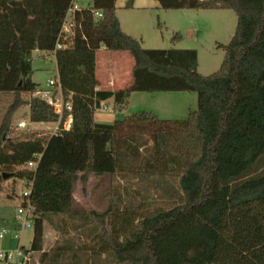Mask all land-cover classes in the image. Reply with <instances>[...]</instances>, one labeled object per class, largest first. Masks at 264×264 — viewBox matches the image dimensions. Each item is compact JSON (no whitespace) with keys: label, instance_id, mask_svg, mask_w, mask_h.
<instances>
[{"label":"trees","instance_id":"trees-1","mask_svg":"<svg viewBox=\"0 0 264 264\" xmlns=\"http://www.w3.org/2000/svg\"><path fill=\"white\" fill-rule=\"evenodd\" d=\"M117 1L89 0L76 10L73 33L54 52L71 0H0V93L12 96L0 122V174L12 176L0 180V193L6 181L27 182L21 204L29 200L33 207L34 264H264V0H157L163 9L235 11V34L221 67L209 75L198 71L196 49L143 47L121 27ZM102 47L132 55L125 87L97 89ZM35 52L54 55L72 103V126L59 133L75 139L54 159L57 150H46L51 136L11 126L24 105L31 122L57 119L34 96ZM135 92H195L198 107L185 119L151 111L95 119L102 102L112 98L120 112ZM95 133L111 145L112 174L153 188L161 204L142 213L117 191L104 211L73 208L74 183L105 174ZM30 161L38 162L35 168ZM68 222L78 237L63 227ZM45 224L62 225L66 235L48 249Z\"/></svg>","mask_w":264,"mask_h":264},{"label":"rangeland","instance_id":"rangeland-1","mask_svg":"<svg viewBox=\"0 0 264 264\" xmlns=\"http://www.w3.org/2000/svg\"><path fill=\"white\" fill-rule=\"evenodd\" d=\"M88 3L89 0H80L81 5ZM117 4L118 7H122L123 1L118 0ZM122 12L124 10L120 9L121 15ZM133 19H141L142 27L137 30L128 29H131L141 39L143 47L196 49L198 52V71L204 75L214 73L221 67L225 56V45L232 39L237 26V15L232 9H163L159 7L152 8L149 12H144L138 18L134 17ZM129 20L132 21L130 17H124V25H127L126 21ZM175 35L180 37L173 41L172 38ZM105 50L109 53L106 54L105 51L98 53L99 67H105L109 57L122 59L119 60L123 67L122 70L128 73H122V79L130 77V67L134 63L132 55L128 51ZM46 57L48 56H43L40 52L34 53L36 60H33L32 80L38 83L41 88H48L47 80L58 73L54 56L49 55L48 59ZM118 87L121 88L122 86L119 85ZM11 100L12 96L0 93V122L6 115ZM107 106L105 110L109 111ZM197 107L198 97L195 92H135L129 99L126 108L116 112L118 116L115 117L122 118L132 113L151 111L161 115L159 117L163 119H185L189 112L197 109ZM29 114V106H21L14 112L11 126L18 128V123L25 121L26 127L23 130H35L51 136L53 145L50 142L46 150H49L50 154H54L53 151L57 150L52 159L58 156L60 152H64L67 145L74 141L75 135L61 136L59 131L55 129L53 121L31 122L28 118ZM92 137L95 139L98 149L100 144L102 145L98 162L105 174L101 177H89L85 184L81 181L75 182L73 187V208L75 210L104 211L110 203V192L115 193L117 191L122 194L125 204L139 205L138 208H142L140 209L142 213L161 204V199L153 188H145L143 183L131 176L112 174L104 137L99 133L92 134ZM110 148L109 143V151ZM28 191L29 187L24 180L18 179L14 185L11 180L4 183L2 191L4 195L2 196L10 199L5 200L0 197V229L5 228L8 232L3 239H0V248L14 247L18 243L17 240H12L11 233L15 225L22 224L21 221L15 219L16 211L21 204L23 194ZM65 225L69 235L77 237L80 235L79 231L76 232L72 229L70 222L63 224V227ZM33 237V227L24 228L20 238L22 245L30 248ZM65 237L62 225L54 229L51 225L45 224L44 249L50 248L56 242H61Z\"/></svg>","mask_w":264,"mask_h":264},{"label":"built area","instance_id":"built-area-1","mask_svg":"<svg viewBox=\"0 0 264 264\" xmlns=\"http://www.w3.org/2000/svg\"><path fill=\"white\" fill-rule=\"evenodd\" d=\"M83 5L80 4V0H71L70 8L67 16L62 24V28L59 34V40L57 41L54 52L63 47L62 38L71 35L73 33V14L76 10L80 9ZM97 16L101 17L102 13L98 12ZM53 52V54H54ZM46 59L49 58L47 55ZM54 56V55H52ZM36 60V59H33ZM48 88L39 87L34 93V96H38L46 100L51 107L54 116L57 118L54 122L55 129L58 131L70 130L73 123L72 103L71 100L66 101L63 95L61 84L58 75L47 80ZM26 127V122L21 121L18 123V128L23 129ZM40 160L41 155H37ZM38 162L30 161L29 167L35 168ZM28 192L23 194V197L28 196ZM3 192L0 193V197L7 200L8 197L2 196ZM16 221H21L22 224L14 226V230L11 233L12 240H17V245L14 247L0 248V264H34L37 259V253L30 248L22 245L21 233L24 228H32L34 226L33 219V207L28 200L26 204H20L16 211ZM7 229H0V239H3L7 233Z\"/></svg>","mask_w":264,"mask_h":264},{"label":"crops","instance_id":"crops-1","mask_svg":"<svg viewBox=\"0 0 264 264\" xmlns=\"http://www.w3.org/2000/svg\"><path fill=\"white\" fill-rule=\"evenodd\" d=\"M122 1H123L122 7L117 8V15H118L119 21L121 23V27L123 28V30L125 32L130 33L131 35H134L137 37V35H135V33L133 31H131V29H128V28H134L137 30L138 28L142 27V21H141V19L135 20L133 18L134 17L138 18V16H140V14H142L144 12L145 13L149 12L152 8H159L160 4L157 0H134L132 8H125L124 5H125L126 0H122ZM117 6H118V4H117ZM120 9L124 10V12H122V15L119 13ZM124 17H126V18L130 17L132 21H130V20L126 21L127 25H124V23H123ZM104 51L106 54L109 53V52H106L104 47H102L96 53V77L98 80L97 89L113 90L114 91V90H117L120 88V87H118L119 85L122 86L121 88H123L124 85L125 86L128 85L132 80V69H133L134 63L130 67L131 68L130 77H127L126 79H122V75H123L122 73L128 74L122 70L123 67L121 65V62L119 61L122 59H116V58L109 57L107 60V63L105 60V63H106L105 67L104 66L99 67L97 56H98L99 52L104 53ZM117 83L119 84L118 86H117ZM131 97H132V95H131ZM106 105H108L107 108L109 109V111L105 110ZM109 112H111L112 114L111 113L109 114ZM115 116H118V115L116 114V111L114 110L113 99L111 98L109 100L102 102L101 107L96 111L95 119L99 122H112L116 118ZM158 116H161V115L158 114ZM39 123H43V122H39ZM104 141H105L106 147H107L106 152L108 153L109 141L107 138H105ZM74 185H75V183H74Z\"/></svg>","mask_w":264,"mask_h":264},{"label":"water","instance_id":"water-1","mask_svg":"<svg viewBox=\"0 0 264 264\" xmlns=\"http://www.w3.org/2000/svg\"><path fill=\"white\" fill-rule=\"evenodd\" d=\"M12 176V173H9V172H3L0 174V180L1 179H7V178H10Z\"/></svg>","mask_w":264,"mask_h":264}]
</instances>
